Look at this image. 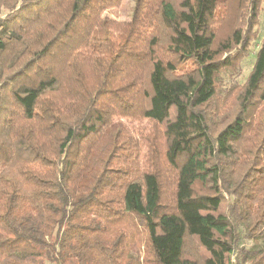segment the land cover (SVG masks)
I'll return each mask as SVG.
<instances>
[{"label":"trees","instance_id":"trees-1","mask_svg":"<svg viewBox=\"0 0 264 264\" xmlns=\"http://www.w3.org/2000/svg\"><path fill=\"white\" fill-rule=\"evenodd\" d=\"M225 1L0 0V264H264V0L220 40Z\"/></svg>","mask_w":264,"mask_h":264},{"label":"rangeland","instance_id":"rangeland-1","mask_svg":"<svg viewBox=\"0 0 264 264\" xmlns=\"http://www.w3.org/2000/svg\"><path fill=\"white\" fill-rule=\"evenodd\" d=\"M135 4V0H122L121 4L117 8L107 10L103 16L107 17L108 19L115 20L118 22H128L131 18L133 7ZM224 4V5H223ZM221 5V9H219V15L222 17V20L219 22L218 26V35L221 38L220 40H225L228 35L233 30L235 24L246 25L248 16L250 15V11L252 8V4L254 1L252 0H226ZM256 4V3H255ZM254 4V5H255ZM257 7V14H256V25H254V29L256 30L257 40L258 43L254 45L256 49L261 44L260 42L263 40L264 37V1L260 4L256 5ZM252 48V47H251ZM255 50L252 49L251 56H247L239 65L236 67L235 70L227 69L221 75V88H229L231 84H243L246 80V77L251 69L253 63V56ZM125 124V122H123ZM128 126L135 130L132 133V137L136 138V140H142L143 138L139 132L137 131L136 124L133 125L130 122ZM152 128L149 126L147 128V136H151Z\"/></svg>","mask_w":264,"mask_h":264}]
</instances>
